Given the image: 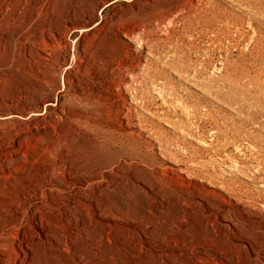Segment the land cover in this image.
Listing matches in <instances>:
<instances>
[{
  "label": "rangeland",
  "instance_id": "obj_1",
  "mask_svg": "<svg viewBox=\"0 0 264 264\" xmlns=\"http://www.w3.org/2000/svg\"><path fill=\"white\" fill-rule=\"evenodd\" d=\"M0 264H264V0H0Z\"/></svg>",
  "mask_w": 264,
  "mask_h": 264
}]
</instances>
